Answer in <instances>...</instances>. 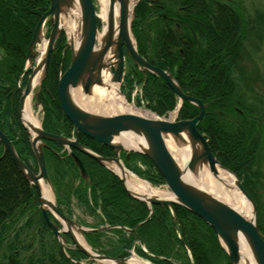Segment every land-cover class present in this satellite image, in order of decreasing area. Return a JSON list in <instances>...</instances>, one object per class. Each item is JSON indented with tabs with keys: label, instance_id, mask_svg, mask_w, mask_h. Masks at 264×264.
<instances>
[{
	"label": "trees",
	"instance_id": "16d2710c",
	"mask_svg": "<svg viewBox=\"0 0 264 264\" xmlns=\"http://www.w3.org/2000/svg\"><path fill=\"white\" fill-rule=\"evenodd\" d=\"M159 5L155 12L145 0L136 8L133 33L138 51L149 63L171 71L187 95L209 104L198 129L206 135L221 165L242 181L254 199L264 235V206L259 194L260 159L264 155V90L259 85L264 80L258 66L249 64L250 41L258 37L257 42L264 44V12L256 10L250 18L235 0H165ZM50 6V0H0V130L35 173L38 167L31 138L19 115L30 71L23 76L21 88L18 82L35 29ZM54 53L40 92L43 129L71 137L75 128L66 118L58 95L60 77L72 60L65 34L58 38ZM134 67L130 60L122 93L137 107L168 116L180 104L179 98L163 79ZM136 84L141 94L133 97ZM199 114L197 106L184 102L178 119L191 120ZM79 142L102 157L115 156L113 149L83 134ZM46 145L45 157L60 211L74 218L75 201L93 219L90 228L113 227L85 233L95 252L114 259L130 258L135 252L152 264H230L215 230L197 215L179 206L163 210L155 205L151 210L126 192L117 175L76 152L89 173L86 182L61 145ZM121 156L137 176L155 187L165 185L164 177L145 155L124 152ZM39 205L35 187L11 156L5 155L0 142V264H80L88 260L77 248H68L67 255L63 252ZM65 237L72 245L70 237Z\"/></svg>",
	"mask_w": 264,
	"mask_h": 264
},
{
	"label": "water",
	"instance_id": "95a60500",
	"mask_svg": "<svg viewBox=\"0 0 264 264\" xmlns=\"http://www.w3.org/2000/svg\"><path fill=\"white\" fill-rule=\"evenodd\" d=\"M94 1L95 0H50L51 6L49 10L42 16L35 29L33 39L28 48L27 61L32 65L33 60L36 57L37 46L43 42L44 26L49 22L52 26V31L47 42L46 54L43 61L44 72L41 80L42 84L49 72L55 44L64 32L62 18L64 15L68 16V12L78 4L81 11L80 32L83 40L79 48L75 49L72 46L70 68L59 81V99L65 116L73 124L77 134L79 135L81 133L106 147L114 149L116 151V157L105 158L98 156L81 145L78 139L71 141L66 137L47 133L42 127L36 131L37 135L33 137L29 128L24 123L23 110L25 107V101L32 92V80L36 75L37 67L30 76L24 94L20 99L19 114L23 125L31 135L32 147L39 168L38 174H35L21 160L13 142L2 130H0V142L4 147L5 155L9 154L11 156L25 179L36 188L42 214L49 228L60 241L61 247L64 249L66 239L63 237V234L67 233L71 236L76 247L94 263L109 264L107 262L109 261L116 264H129L128 259H114L105 255H99L94 253L91 248V253H89L77 242L73 233V229H77L83 235L87 232H102L110 229V227L98 230L86 229L63 215L57 208L56 204L48 205L49 208L45 207V201L40 188V181L44 180L51 186V179L44 153L45 141L54 142L58 145L71 148L72 150L81 151L110 170L112 169L109 164L112 163L124 166L120 159V153L122 151L137 152L145 155L153 162L164 177L167 187L174 195V199H162L158 197L148 198L136 195L128 190L125 180L117 174L123 181L130 196L147 203L150 208L154 205H159L164 210L165 207L172 208L174 206H179L200 217L215 230L222 246L228 253L230 264H238L240 262L241 257L238 238L240 234H244L250 243L256 264H264V236L259 228L256 204L236 175L225 169L217 160L212 153L207 137L200 133L198 129L199 124L205 117L206 109L209 104H203L199 99L187 95L173 75L154 67L139 54L137 47L133 42L134 35L132 31L135 9H133L132 19L129 21L130 12L126 0H111V23L113 20V8L117 2L120 5V31L115 38L111 25L109 33L107 37H105V45L103 49L97 51L99 18ZM110 52H113L115 58L114 65L110 67L111 69L114 68V83L121 84L123 82L126 59L131 57L134 63L139 67H142L145 72L148 71L156 77H162L182 103L187 102L197 106L200 109V114L191 120L169 121L163 119H148L132 114H122L112 117L98 116L79 107L73 99L72 92L77 88L82 87L85 95H91L92 89L95 86L104 85L102 74L103 71L108 68L106 66V58ZM39 92L40 91L35 94L37 102H40ZM123 134H136L143 136L147 143V150L126 149L123 145L114 143L115 138ZM168 136L173 137L183 145L186 144L184 136L188 138L187 140L190 142L194 152L188 165V169L191 173L196 174L204 165H208L212 171H215V167L218 165L223 170L232 173L238 181L237 185L239 190L254 206V221L246 220L227 204L212 196L200 193L194 188L195 186L193 184L185 181L184 172L168 150L166 144V138ZM70 156L77 165L81 177L88 181L89 174L82 161L75 155L74 151L71 152ZM49 213L56 216L63 226V229L50 219ZM132 232H135V230H132Z\"/></svg>",
	"mask_w": 264,
	"mask_h": 264
},
{
	"label": "bare ground",
	"instance_id": "6f19581e",
	"mask_svg": "<svg viewBox=\"0 0 264 264\" xmlns=\"http://www.w3.org/2000/svg\"><path fill=\"white\" fill-rule=\"evenodd\" d=\"M95 1L99 8V11L97 12L98 18L100 20L98 21V26L101 27V29L99 30L98 38H97V48L96 49L97 51H100L103 49L105 45V37H107L111 25H112V29L115 34V38L119 34L120 5L118 2L115 4L113 8V20L111 23V19H110L111 6H112L111 0H95ZM126 1L128 3L129 12H130L129 21H131L133 9L139 0H126ZM68 13L69 14L67 17L66 27L68 30L69 38H70L71 43H73V46H75L76 48H79L83 40L82 37L79 38L80 27L77 25L76 21H73V19L75 18L74 11H71V12L69 11ZM79 17H80V14H79ZM46 49H47V44L45 46L43 45V47L39 49L41 53V57L39 59L38 66L36 69V75L32 80V92L27 97L25 101V107L23 110L24 123L29 128V131L31 132L33 137L37 135L36 131L41 127V122L39 121V118L35 115L34 110H33V100H34V91L41 83V80L43 77V72H44L43 71V61H44V57L46 54ZM114 63H115V58H114L113 52H110L106 58V66L108 68L105 69L102 74L104 85L95 86L92 89V95H93L92 97H89L83 94L81 90H74L72 94H73V99L75 103L82 109L86 110L87 112H90L98 116L112 117V116H118L122 114H132V115H138V116L148 118V119H157V116L155 114L150 113L149 111L140 109L136 107L134 104H130V102L127 101L126 97L120 91V84L113 82V74L111 72L112 70L110 67L114 65ZM154 67L165 71V69H162L160 67H157V66H154ZM166 72L173 75L171 71H166ZM152 76L155 79H163L160 76H157V77L154 75ZM74 138L79 139V136L74 135ZM184 139L186 141L185 145H183L182 143H179V141L174 139L173 137L168 136L166 138V144H167L168 150L173 155L177 164L184 172L185 181L193 184L195 186L194 188L197 189L200 193L204 195L212 196L222 201L223 203L227 204L228 206L233 208L235 211H237L241 216H243L246 220L254 221L255 219L254 206L251 203V201L239 190L238 185H237L238 181L232 173L226 170H223L218 165L215 167V171H212L208 165H204L202 168H200V170H198L196 174H193L189 171L188 165H189V162L194 152H193V148L190 142L187 140L188 138L184 136ZM114 143L121 144L126 149L147 150V143L144 137L136 135V134H123L115 138ZM85 148L93 152L94 154L100 156L99 154L91 150L90 148L88 147H85ZM63 152H69V149L67 147H63ZM78 153L86 155L85 153L81 151H78ZM75 155L79 157L76 152H75ZM46 164H47V161H46ZM109 166L116 174H118L120 177H122L125 180V184L128 190L131 191L132 193L139 195V196L148 197V198L158 197L162 199H174V195L172 192L161 191V190H158L157 188H154L148 182L137 178L135 175L129 172L124 166L119 165L117 163L109 164ZM38 173H39V168H38V172L35 174H38ZM40 188L42 191V196L45 201V207L49 208L48 205L55 204L53 189L44 180L40 181ZM126 192L128 193L127 190ZM248 194L251 197V199L254 201V199L252 198L249 192ZM257 211H258V207H257ZM74 230H77V229H73V233L76 237L77 242L83 248H85L89 253H91V249L89 245L86 243L85 239L81 235L77 234ZM238 245H239L240 257H241L240 262L238 264H256V260L253 255L250 243L244 234H240L238 238ZM107 262L109 264H116L114 262H109V261ZM128 263L129 264H148L147 262H145L138 256L130 259ZM80 264H96V263L90 260V261H83Z\"/></svg>",
	"mask_w": 264,
	"mask_h": 264
},
{
	"label": "rangeland",
	"instance_id": "374dc122",
	"mask_svg": "<svg viewBox=\"0 0 264 264\" xmlns=\"http://www.w3.org/2000/svg\"><path fill=\"white\" fill-rule=\"evenodd\" d=\"M235 1H237L240 4L243 5V7L247 11L248 15L250 16V18H252L255 15V11L256 10L264 12V0H235ZM96 6H97V9L99 11L98 5H96ZM72 10H75L76 13H79V9L76 6H74ZM73 21H76L77 25L80 27V29H79V32H80V30H81V19L78 18V14L75 15V18L73 19ZM66 23H67V16L64 15L63 18H62V24H63V27H64V29H65V31L67 33V36H68V45L72 47L73 44L70 42L68 30H67V27H66ZM49 31H50L49 27L46 26L45 29H44L43 43L39 46V48H42L43 45L45 46L47 44V36L46 35L48 34ZM80 37H81V32L79 33V38ZM254 39H256V41H254V40L250 41L249 55H251V62L249 64H250V66H254V64L258 66V68H259V70H260V72L262 74V79L264 80V44L257 42L258 40H260L258 37H255ZM252 60H254V62ZM259 86H260L261 90H264V83H261ZM76 90H81L82 93H83L82 87H79ZM87 96L92 97L93 95L91 94V95H87ZM132 104H134V103H132ZM138 108L143 109L145 111H149L150 113H153V112H151L150 110H148L144 106L143 107H138ZM33 110H34L35 115L39 118V121L42 122L41 108L36 107L35 100H33ZM169 118L172 119V120H175L176 112H173V111L170 112ZM260 169H261L262 185H260L259 194H260L263 206H264V155H263L262 159H260ZM157 189L161 190V191H168V189L164 188V187L163 188H157ZM53 194H54V191H53ZM54 199H55V202H56L55 194H54ZM73 203H74V205H73L74 207H73L72 211H73V214H74V220L77 221L81 225L83 224V226H85L87 228L89 226H92L94 224L93 219L89 215H87V213L84 210H82L77 205V203L75 201ZM262 219H263V222H264V210L262 211ZM74 231L77 234L82 236V234L80 232H78L77 230H74ZM68 248H74V246L69 245ZM133 257H136V255L133 254L130 259H132ZM148 264H150V263H148Z\"/></svg>",
	"mask_w": 264,
	"mask_h": 264
},
{
	"label": "flooded vegetation",
	"instance_id": "af4514ba",
	"mask_svg": "<svg viewBox=\"0 0 264 264\" xmlns=\"http://www.w3.org/2000/svg\"><path fill=\"white\" fill-rule=\"evenodd\" d=\"M145 1V0H144ZM143 1V2H144ZM162 1H165V0H146L147 4L149 6H151L153 8V10L156 12V11H159L161 6L159 5L160 2ZM163 14L165 15V13L163 12ZM165 18H167V16L165 15ZM135 68V67H134ZM137 69V68H136ZM138 71H140L139 69H137ZM22 78L23 76L21 77L20 81L18 82V87L21 88L22 87Z\"/></svg>",
	"mask_w": 264,
	"mask_h": 264
}]
</instances>
